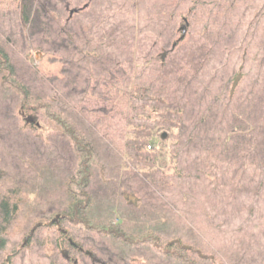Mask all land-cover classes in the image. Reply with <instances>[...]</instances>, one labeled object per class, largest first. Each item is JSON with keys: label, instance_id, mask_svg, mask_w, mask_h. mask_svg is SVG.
I'll use <instances>...</instances> for the list:
<instances>
[{"label": "trees", "instance_id": "1", "mask_svg": "<svg viewBox=\"0 0 264 264\" xmlns=\"http://www.w3.org/2000/svg\"><path fill=\"white\" fill-rule=\"evenodd\" d=\"M103 261L264 264V0H0V264Z\"/></svg>", "mask_w": 264, "mask_h": 264}, {"label": "rangeland", "instance_id": "2", "mask_svg": "<svg viewBox=\"0 0 264 264\" xmlns=\"http://www.w3.org/2000/svg\"><path fill=\"white\" fill-rule=\"evenodd\" d=\"M42 56H43L42 52L32 49L30 58L32 59L34 63L40 65L42 61ZM162 161L164 162L165 160H162Z\"/></svg>", "mask_w": 264, "mask_h": 264}, {"label": "water", "instance_id": "3", "mask_svg": "<svg viewBox=\"0 0 264 264\" xmlns=\"http://www.w3.org/2000/svg\"><path fill=\"white\" fill-rule=\"evenodd\" d=\"M93 258H94L95 260H100V259H99L98 257H96V256H94ZM103 263H104V264H107L106 261H103Z\"/></svg>", "mask_w": 264, "mask_h": 264}]
</instances>
